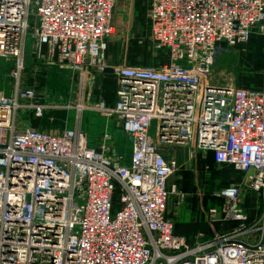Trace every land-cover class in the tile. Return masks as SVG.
<instances>
[{"label":"built area","instance_id":"1","mask_svg":"<svg viewBox=\"0 0 264 264\" xmlns=\"http://www.w3.org/2000/svg\"><path fill=\"white\" fill-rule=\"evenodd\" d=\"M117 2L0 0V58L13 61L16 81L12 94L0 90V264H264V211L247 225L240 206L245 188L264 199V89L219 83L213 72L219 55L264 32V0H150L166 59L116 64V102H89L91 73L109 68ZM29 31L36 58L77 75L73 101H41L21 85ZM60 108L75 111L61 133L18 126L19 111L29 119ZM85 110L117 119L132 139L128 162L109 154V133L91 144ZM179 144L245 172L246 182L215 194L225 218L241 221L232 231L194 243L176 234L167 213L173 193L185 197L169 187Z\"/></svg>","mask_w":264,"mask_h":264},{"label":"rangeland","instance_id":"2","mask_svg":"<svg viewBox=\"0 0 264 264\" xmlns=\"http://www.w3.org/2000/svg\"><path fill=\"white\" fill-rule=\"evenodd\" d=\"M32 35V31H29L26 53L31 60H29L23 75L26 79L30 78L33 72L38 71L35 67L42 68L41 70L44 71L45 74L42 76L41 85L25 86L35 87L37 92L41 95L44 94L45 91H48L49 95H46L48 96L47 98L50 97L51 99L55 100L59 99L64 102H66V100L73 101L72 99L75 98V85L71 74L62 69V67L57 62L48 60L44 61L42 59L40 60L36 58L32 52L35 51L36 48V44L35 41H33L34 38ZM166 57L167 54L157 47L155 39L152 35V31L151 29H148L147 24L141 26L128 25L122 31H118L116 29L113 36L110 38L107 54V63L109 64V68L107 71L113 72V67L119 63L158 65L160 61L166 59ZM12 63L13 61L11 59L0 58V67L4 73L3 77L1 78L2 71L0 70V89H3L7 93L12 91L15 81L10 76L11 71L9 69H11ZM26 72L27 75L25 74ZM213 72L216 80L219 83L231 82L233 85L239 87L251 88H259L261 87L260 85H264V32H262L259 28H255L250 38L246 42L241 43L219 55L213 65ZM47 74H51L50 80H48ZM45 81H49V84ZM62 81L65 85H59V83H62ZM52 95H56V97H52ZM58 110L68 111L62 108ZM107 119L108 118L101 115L100 113L92 110H85L83 114V129L85 130L88 125H93L92 127L88 128V131L90 133L95 132L96 134H99V128L94 127V125L99 124L100 122H103L104 124ZM113 119L116 118H110L109 121L112 122L114 121ZM28 120L29 119L25 113L22 111L18 112L17 122L19 127L28 126ZM67 123L70 127L74 126V110H69ZM115 128V133L117 134L116 139L119 143V146H114L112 140L113 135L111 134V140L108 142L109 154H116L123 160H126L130 154L131 143L129 142V138L131 139V137L125 134L118 124ZM105 131L107 130L104 129L101 134H104ZM151 135L155 137V132L151 131ZM121 138L124 139L125 144H120L119 141ZM98 145L99 144H96L95 147ZM189 146L190 144H179L170 147L172 152L171 154L173 156L175 155L177 160L179 159L181 163V167L174 174L175 183L177 185H180L181 183V185L178 187H182L184 189L187 197H193L194 195L198 197L197 192L200 191L199 193L203 196V201L206 202V197L213 199V194H217L222 189V185L227 184L226 180H229V174L222 171V169L219 167L220 165L212 167L207 164H200L198 166L195 164L194 160L191 162L192 157L190 156L189 151L191 146ZM202 158V153L200 151H196V161L200 162ZM203 161H205V158H203ZM230 166L237 170L239 174H245V172L241 171L235 166ZM179 175H183L182 178H180ZM239 181L240 180L237 181L231 179L230 183ZM215 188L217 189L216 193L215 190L213 191ZM175 195L177 196V194ZM185 203L186 202H183V200L177 198L175 206L181 207L182 205H185ZM223 203L224 200H221V205ZM220 210H222V208Z\"/></svg>","mask_w":264,"mask_h":264},{"label":"crops","instance_id":"3","mask_svg":"<svg viewBox=\"0 0 264 264\" xmlns=\"http://www.w3.org/2000/svg\"><path fill=\"white\" fill-rule=\"evenodd\" d=\"M150 14H151V5L150 0H118L116 8L114 10V16H113V24L118 31H122L126 26L128 25H145L147 24L148 29H151V21H150ZM113 36V35H112ZM259 43V42H257ZM253 45V44H252ZM30 57H27L26 67L29 63ZM13 68V63L11 66V69ZM38 71L33 72L30 76V78L26 79L23 75V80L21 81V85H41L42 82V76L45 74L44 71H42L40 67H35ZM11 69H9L11 71ZM24 69V71H25ZM0 70L2 71L3 77L4 73L3 70L0 67ZM69 72V71H67ZM70 73V72H69ZM27 75V72L25 73ZM71 74V73H70ZM48 80L51 78V74H47ZM74 85H75V91L77 84V75L73 76L71 74ZM49 82V81H45ZM49 84V83H48ZM14 85H16V81H14ZM14 85L11 92H5L3 89H0L3 93L6 95H10L14 91ZM59 85H65L64 82L59 83ZM261 89H264V85H260ZM118 88L117 83V77L113 72L107 71V72H100L97 70H94L88 80L87 83V100L89 102H97V101H104L107 104H114L116 102V91ZM49 95V92L45 91L44 94L41 95L40 100L45 101V99L48 97L46 95ZM75 94V93H74ZM43 96V97H42ZM52 97H56V95H52ZM50 98V97H49ZM51 99V98H50ZM55 100V99H52ZM69 116V111H63L58 109L48 110L45 115L41 118L36 117H30L28 122L31 126L34 128L49 131L52 133H61L66 127H70L67 123V117ZM114 121L110 122L109 119H107L106 122H100L99 124H95L94 127L99 128L100 132L99 134H96L95 132L90 133L88 131L89 127H92L93 125H88L87 128H85L86 133L90 137V142L92 145L96 146V144H99L100 141H102L101 132L106 129L104 133H109L110 135H113V143L115 147L119 146V143L116 139L117 134L115 133V127L118 124V121L116 119H113ZM84 121V120H83ZM115 128V129H114ZM110 130V131H109ZM111 140V139H110ZM110 142V141H109ZM120 144H125L124 139H120ZM129 142L131 143V149L130 154L128 158H126V162H128L130 155L132 153V140L129 138ZM190 147V146H189ZM191 148V150H190ZM189 151H193V154L190 156L191 162H195L198 166L201 164H207L210 166H216L219 164H216L214 160L213 153L211 151H200L202 153L203 158H205V161H203V158L200 162L196 161L195 159V153L196 150L193 147H190ZM179 153V152H178ZM175 157V155H174ZM179 163L180 160L178 159ZM181 167V163H180ZM179 167V168H180ZM222 171L227 172L229 174V180H226L227 184H223L221 188L226 187L229 185L231 179L234 180H240L242 182H246V175L239 174L237 170L232 168L229 164H220L219 166ZM178 171V170H177ZM175 174V173H174ZM172 175L169 179V187L172 186H180L175 183V175ZM180 178H182L183 175H179ZM239 181V182H240ZM185 193V197L181 199L178 195L176 196L175 193H173L168 201V216L171 218L175 223V232L176 234L184 237L189 243H194L196 240H198L199 234L204 233V239L212 238L215 236V233H226L229 231H232L234 228L239 226L240 222L239 220L235 219H227L225 218V215L221 208H223L225 199L219 196H216L213 194V199L210 197H206V202L203 201V196L197 192V196L193 197H187L186 192L182 187H178ZM214 188V187H211ZM217 188V187H216ZM213 189V191L218 189ZM195 193V192H194ZM214 193V192H213ZM196 194V193H195ZM188 195V194H187ZM177 198L180 200H183V202H186L185 205H182L181 207H176ZM210 200V201H209ZM221 200H224V203L221 205ZM222 207H221V206ZM241 208L242 211L247 215L246 224L250 225L255 220H258L264 211V199L262 198L260 193H257L255 191L249 190L245 188L243 191V197L241 202ZM212 207H217L219 209V212L216 216L210 215V209ZM241 238H245V235H242Z\"/></svg>","mask_w":264,"mask_h":264}]
</instances>
